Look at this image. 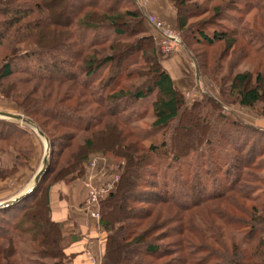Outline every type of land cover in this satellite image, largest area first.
<instances>
[{
	"label": "trees",
	"instance_id": "trees-1",
	"mask_svg": "<svg viewBox=\"0 0 264 264\" xmlns=\"http://www.w3.org/2000/svg\"><path fill=\"white\" fill-rule=\"evenodd\" d=\"M189 1H173L175 20L183 36L206 45L223 41L231 49L240 28L221 24L222 18L217 16L223 14L222 7L214 6L210 18L201 21L215 26L209 32L200 24H190L189 17L195 10ZM259 3L246 0L255 7ZM0 18V88L7 96L17 98L28 122L37 124L49 141V163L39 180L19 198L0 206V264H73L61 223L52 217L51 187L55 180L68 176L84 180L90 156L109 151L122 161L106 169L108 177L113 173L118 177L99 199L98 222L106 229L111 226L102 264H264V203L261 211L254 206L247 216L215 214L233 232L240 233L239 242L232 238L230 249L225 251L221 245L212 247L205 238V232L214 229L207 213L209 219L203 227L185 214L193 206L208 204L211 198L247 192L238 182L243 168L249 167L264 148V127L226 112L223 99L233 93L236 103L249 108L264 103L262 70L255 74L236 72L229 85H219L222 99L208 93L188 106L184 93L160 63L152 27L147 26L145 10L137 0H0ZM252 34L246 45L256 43L259 35ZM258 47L263 49L264 42ZM4 51L8 53L3 55ZM137 61L141 64L133 67ZM14 72H23L26 77L11 79ZM135 74L147 77L137 86L117 87L122 79ZM30 79L36 83L26 90L25 82ZM73 95L86 98L76 105L65 104L64 100ZM153 96L152 130L165 131L174 122L183 125L179 127L181 132L145 148L139 145L143 139L136 132L134 120L141 101ZM40 116L66 131L53 137ZM0 125V139L15 149L12 168L0 166L3 178L16 171L17 160L30 157L32 142L29 129L15 121L0 117ZM190 128L196 133L189 134ZM89 130L78 151L58 169L60 176L41 193L39 188L51 167L56 142L64 148ZM200 137L209 149L220 148L209 160L212 171L206 174L213 172L211 187H207V175L202 179L201 168L186 159ZM154 157L159 159L156 164L168 159L167 169L174 168L173 163L178 166L171 173L163 171L158 179L159 170L151 165ZM191 176L198 188L189 185ZM155 205L178 209L170 219L176 222L173 230L166 228L161 234L163 238L177 234L167 244L159 241L162 237L153 236L162 214L160 208L154 212ZM152 216L156 222L143 227ZM20 243L29 244L30 249L17 259ZM165 256H170L165 263L155 262Z\"/></svg>",
	"mask_w": 264,
	"mask_h": 264
},
{
	"label": "rangeland",
	"instance_id": "rangeland-1",
	"mask_svg": "<svg viewBox=\"0 0 264 264\" xmlns=\"http://www.w3.org/2000/svg\"><path fill=\"white\" fill-rule=\"evenodd\" d=\"M138 1H140V3L142 2L144 3L145 0H138ZM170 1L172 2L173 5L174 0H170ZM189 4H191L192 9L195 10L192 16L189 17L190 24L192 25L200 24L201 27L205 28L207 31L209 32L212 31L215 26L213 25L206 26V24L202 23L201 21H205L207 18H210L214 10L213 9L214 6L216 7L220 6L222 7L223 14L217 17L222 18L221 24L230 27H232L233 25L234 26L237 25L240 28L241 34L239 35V37L236 38V41L233 42L234 46L231 49H229L226 46L227 44L224 43L223 41L217 42L213 45H206L203 42L202 43L195 42L190 37L185 38L181 30L177 26L175 20L176 15L170 18V17H165L164 15H157L156 13L145 11V22L149 27V29L151 28V25L146 20V14L153 13L158 17L164 19L167 23L171 24L179 31L180 43L176 45L175 48L170 53H163L159 49H157V53L159 55L160 63L163 66V68L170 74V76H173V78H175L174 79L175 84L184 93L186 104L188 106L191 105L193 100L200 99L208 93L214 96H218L220 99H222L220 96L219 85L221 84L229 85L232 76L236 72L251 71L253 74H255V72H257L258 70H262L264 72V48L260 49L258 47L261 42H264V0H260V3L258 4L257 7L253 6L252 4H246V0H190ZM248 30H250V32H246ZM251 30L252 32L254 31L258 33L259 36L255 40L256 43L246 45L247 39L253 35ZM182 37L187 45L183 43ZM7 53L6 51H4L3 55ZM178 55H181V60H179ZM1 59H2V55L0 53V65L2 61ZM140 64L141 62L137 61L134 62L132 65L133 67H135ZM25 77L26 74L23 72H14L13 74H11V79H18ZM146 77H147L146 75L140 76L135 74V76L131 78L122 79L120 83L117 85V87L122 86L124 88H128L129 86L131 87L137 86ZM35 83H36L35 79L28 80L27 82H25V89L28 90ZM64 88L65 86H62V89ZM85 98L86 97L81 98L78 95H73L70 98L64 100V103L72 106V105H76L78 101L83 100ZM153 98L154 96L147 97L141 101V103L138 105V108L136 109L137 117H135L134 120L136 132L143 139L142 141H140L139 145L145 148L150 143H160L163 139L168 138V136H170L171 133L172 135H174L176 132L179 131L181 132L182 130L179 127H182L183 125L180 122L177 123L174 122L171 124L170 128L165 131L152 130L151 122L153 120V112H152ZM16 99H17L16 97H12L10 95L7 96L6 92L2 91V89L0 88V110L19 113L23 115L22 108L18 106ZM223 100H224L223 101L224 110L226 112L231 111L232 113L239 115L238 112L239 111L241 112V108L243 105L236 103V97L233 93H228L227 97ZM262 108L263 109H260V107H258V110L260 109L259 110L260 113L257 115L256 118L257 120L253 123L264 127V106H262ZM200 114L202 116H204L205 114V110L203 106H201ZM4 118L15 121L17 125L20 127L29 129L32 148H31L30 157L27 160L24 161L23 158H20L19 161L17 160L19 164L15 169L16 171L9 173L7 176L3 178H0V201L8 199L12 196L21 193L23 190H25L28 184L32 183L33 176L36 170L38 169V167L41 165L42 158L45 153V140L37 133L34 126L37 124L29 123L27 121H22L20 119H14L10 117H4ZM40 119L44 123V126L52 133L53 137L55 138H57L64 131H66V129L58 126L56 122L50 119H44L43 116H40ZM1 128L2 125H0V129ZM188 132L189 134L196 133V129L190 128ZM90 133L91 132L89 130L88 132L80 135L79 137L73 138L72 141L70 140V144L68 146H65L64 148L59 146L56 142L54 148L55 150L51 155V160H52L50 165L51 167L45 173L39 188V191L41 190V193L49 182L51 183L53 180H55L60 176V175L58 176V171H59L58 169H60V167L63 166L64 163H66L67 159H69L72 154H75L76 151H78L79 148L78 144H81L82 141H84L85 137L87 135H90ZM107 139L108 138L106 137V141ZM199 139H200L199 141L194 142L195 150H192V152H190L191 154L188 155V158L186 159L188 162L192 163L193 165L197 164L198 167L201 168L202 179L205 177L204 175H207L208 176L207 184L209 185L207 187H211L213 183L212 180L213 172L211 173L209 172L208 174L206 173L208 171H212V169L209 167L210 157L212 156L214 157L215 155H218L217 150L218 149L220 150V148L219 146H216V148L211 150L209 149L210 146L204 143V141H202L203 140L202 137H200ZM261 142L262 139L260 140V143ZM227 147L229 150L232 149L229 146ZM259 147L261 148V146ZM244 149L245 150L247 149L246 152L248 154L249 153L248 146H246ZM4 150L7 151L4 152ZM257 150H259V148ZM231 153L233 154L235 152L232 151ZM14 154H15V149L11 147V145L8 142H5L0 139V166L10 168L15 161L14 157H12L14 156ZM240 154L243 155L241 152ZM97 155L101 156V159L102 157L105 158L104 159L105 162H103L102 164H104V166L107 169H110V167L113 168L117 167L119 162L122 161V158L116 156L110 151L107 152L105 155L93 154L90 156L89 160L93 156H97ZM219 156H221L220 153ZM158 161L159 159L157 157H154L151 164L152 167L157 168L159 170L158 179L159 178L161 179V177L163 176V171L166 172L167 170L171 173L173 169L178 166V164L173 163L172 165L174 166V168L170 167L167 169L165 164L166 161H168V159L165 162L162 161V163L159 162L156 164V162ZM48 163H49V151H48ZM218 174L220 175L221 173L218 172ZM191 175H193V173ZM242 176H243L242 180L238 183L243 186L241 188L242 190L246 189L247 191L246 193L240 194L239 192L234 191L231 194H227L223 197L211 198V200L206 201L208 204H204V205L199 204L198 206H193L192 208H190V211L185 212L186 216L190 217L193 223L197 225H201L202 227H203V223L209 219V218L207 219L206 213L211 217L212 219L211 226H213L214 229L207 230L205 227L203 229L208 231V232L204 231L207 242L214 245L212 247L216 249L218 246L221 245L223 251H225L224 248H228L229 250L231 247L232 238L234 239V241L239 242V235H240V233L238 232H233L228 227V225L226 226L225 224H223L221 222V219L218 217V215H215L216 213L225 214L226 212H228V215L231 213L233 215H238V216H247V214L249 215V210L251 211L252 207L254 206H255L254 209H258L260 211L262 209L261 205L264 203V148L262 149V151L259 152V155L253 160V162L252 163L250 162L249 167L243 168ZM70 177L71 176H68L64 179L55 180L51 189L54 188L55 186H58V191L60 190L61 192V189L64 185L68 184L70 186L72 185L73 187L76 186L79 183L80 179L79 178L71 179ZM145 177H146V173L143 175L142 178L144 179ZM194 178L192 176L190 177L189 185L191 187L192 185L194 187L197 186L198 188L199 185L195 184ZM106 179H110V177ZM80 183L82 184V187H84L85 189L84 197H86V192H87L86 186H84L83 180L80 181ZM196 192L197 191H195V193ZM55 195L56 194H54V196ZM82 204H84V201L80 203V206ZM136 205H145V204L142 203L140 204L137 202ZM153 207L155 209L154 212H156L158 208L162 210L160 219L155 224L156 229L153 232V236L162 237L161 234H163V231H166L164 229L168 228L173 230L172 226L176 222L170 219H171V215H173L172 213L176 212L178 209L171 205H169L168 207L164 206L163 208L160 207V205H155ZM98 208L100 215V205L98 206ZM95 219L97 221L95 225V227H97L95 230L97 233L96 237L100 239V247L98 248V252L94 253L93 255L96 262L94 264H102L105 253L106 238L108 232H110L111 226L109 227V229H106L105 227H102L99 224L98 222L99 216L98 218ZM153 221H155L154 216L148 218L147 221H145L142 226L145 227V225H149V222H153ZM176 228H177V224H176ZM61 229L62 232L65 233L66 235L65 243H67V247H68V244L70 242V238L68 236L69 235L68 231L71 229L70 225L68 224V227H65L61 224ZM211 234L212 236H210ZM177 237H178L177 234L176 236L172 234L171 237L168 238L162 237L159 241L167 244L173 239H176ZM192 237H195L193 240L196 243L199 242L196 235L193 234ZM240 246L244 247L241 244ZM29 249H30L29 244L20 243L18 252L15 255V257L17 259H20L22 255H24L29 251ZM66 250L67 252L73 254L72 252L73 249H71V247L66 248ZM135 257L137 256L135 255L134 257H132V260H135L136 259ZM73 258H74V254H73ZM169 258L170 256H165L155 260V262L165 263V261H167ZM213 261L215 262V260H212L211 263H214ZM73 264H76L74 259H73Z\"/></svg>",
	"mask_w": 264,
	"mask_h": 264
},
{
	"label": "crops",
	"instance_id": "crops-1",
	"mask_svg": "<svg viewBox=\"0 0 264 264\" xmlns=\"http://www.w3.org/2000/svg\"><path fill=\"white\" fill-rule=\"evenodd\" d=\"M137 2L143 6L147 12H153L157 15H164L170 18L175 16V10L170 0H145L144 3L142 2L143 4L138 0ZM178 58L181 60V55H178ZM171 78L173 80L175 79L173 76H171ZM262 106H264V103L257 105L255 108L242 106L241 112L239 111L238 113L240 117L253 123L257 120V115L260 113L259 110L263 109ZM258 107H260L259 110ZM104 159V157L100 159L96 169V176L99 181L108 178L107 168L102 164L105 162ZM80 181L82 180L80 179L79 183L74 187L68 184L64 185L61 192L60 190L58 191V186L51 189V213L52 217L59 220L63 226L68 227V224L70 225L71 229H67L69 230L68 234L70 237L67 248L71 247V249H73L72 252L74 254L73 259L75 263L91 264L90 256L98 252L100 239L96 237V219L86 212L84 204L80 206V203H82L85 198V189L82 187ZM54 194L56 195L54 196Z\"/></svg>",
	"mask_w": 264,
	"mask_h": 264
},
{
	"label": "built area",
	"instance_id": "built-area-1",
	"mask_svg": "<svg viewBox=\"0 0 264 264\" xmlns=\"http://www.w3.org/2000/svg\"><path fill=\"white\" fill-rule=\"evenodd\" d=\"M146 20L152 27L154 40L161 52L170 53L180 43L179 31L164 19L153 13H147ZM100 159L101 156L97 155L88 161L87 173L83 180L87 190L84 208L91 217L95 218L99 216L100 197L112 187L113 180L118 177V173H113L110 179L97 180L96 169ZM90 261L93 264L96 263L92 255L90 256Z\"/></svg>",
	"mask_w": 264,
	"mask_h": 264
},
{
	"label": "water",
	"instance_id": "water-1",
	"mask_svg": "<svg viewBox=\"0 0 264 264\" xmlns=\"http://www.w3.org/2000/svg\"><path fill=\"white\" fill-rule=\"evenodd\" d=\"M0 116L2 117H10V118H14V119H20L22 121H27V118L19 113H13V112H8V111H2L0 110ZM35 129L37 131V133L44 138L45 140V153L43 155L42 158V163L41 165L38 167V169L36 170L34 176H33V181L32 183L28 184L25 188V190H23L21 193L12 196L8 199L2 200L0 201V206L5 204L6 202L10 201V200H16L17 198H19L21 195H23L29 188H31L40 178V176L43 174V172L45 171L46 165L48 164V151H49V142H48V137L44 134V132L37 126L34 125Z\"/></svg>",
	"mask_w": 264,
	"mask_h": 264
}]
</instances>
